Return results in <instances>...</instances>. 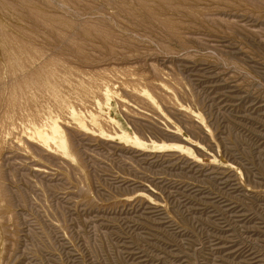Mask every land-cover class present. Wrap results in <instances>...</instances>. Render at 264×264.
Returning a JSON list of instances; mask_svg holds the SVG:
<instances>
[{"label": "rangeland", "instance_id": "374dc122", "mask_svg": "<svg viewBox=\"0 0 264 264\" xmlns=\"http://www.w3.org/2000/svg\"><path fill=\"white\" fill-rule=\"evenodd\" d=\"M0 264H264V0H0Z\"/></svg>", "mask_w": 264, "mask_h": 264}, {"label": "bare ground", "instance_id": "6f19581e", "mask_svg": "<svg viewBox=\"0 0 264 264\" xmlns=\"http://www.w3.org/2000/svg\"><path fill=\"white\" fill-rule=\"evenodd\" d=\"M16 55V54H15ZM17 57V56H16ZM14 61V60H13ZM54 75V74H53ZM45 76V75H44ZM47 78V77H46ZM46 78H44V79H46ZM54 79V78H53ZM51 80V79H50ZM41 81V80H40ZM48 81V80H47ZM35 82V81H34ZM51 82V81H50ZM53 82V81H52ZM23 84V83H22ZM21 84V85H22ZM44 84V83H43ZM106 84V83H105ZM104 84V86H106ZM30 86V85H29ZM19 87H21V86H19ZM34 87H35V85H34ZM42 87V86H41ZM107 87V86H106ZM105 87V88H106ZM36 89V88H35ZM40 89V88H39ZM46 89H48V90H46V91H48L49 92V96H50V98H52L53 97V99H54V101H55V103H56V105H58V104H61V103H63L64 101H65V99H63L61 96H60V94L57 92V88H56V85H54V84H51L50 86H49V88H46ZM73 89V88H72ZM16 90V89H15ZM28 90V89H27ZM30 91V90H29ZM105 92H108L107 90H104ZM31 92V91H30ZM40 92V91H39ZM17 93V92H16ZM15 94V93H14ZM18 94V93H17ZM21 94H23V96H24V92L22 93L21 92ZM29 94V93H28ZM40 94V93H39ZM35 93L33 94H30V95H28L27 96V98H24V99H26L25 101H26V103H25V101H23L22 102V100L21 99H19V100H21V102H22V104H23V107H21L22 105H20V107L22 108V110L23 111H25L26 112V114H24L23 116L25 117V118H22V119H25L26 120V122H27V126L29 127L28 128V130H30L29 131V133H28V138L30 137V139H33V140H35V141H37V142H39L40 144H42V145H45L47 148H49V149H52V150H54L55 152H61L62 154L65 152V150H66V147H67V142H65V136H64V134L65 133H63V131H62V129L59 127V125H58V123L54 120V118L53 117H51V118H47V119H44L43 118V120H41L40 119V117L41 116H39L38 114H39V111L42 109H37V112L38 113H36L35 112V110H34V112L33 111H30V108H32V107H29L28 108V106H26V105H29L32 101H33V99H35ZM42 95V94H41ZM47 96V93H45V94H43V96L42 97H44V96ZM111 95V94H110ZM18 96H19V94H18ZM56 96V97H55ZM20 97V96H19ZM25 97V96H24ZM42 97H40V98H42ZM16 98V97H15ZM18 98V97H17ZM21 98V97H20ZM40 98H38V99H40ZM9 100H10V98H9ZM12 100V99H11ZM36 100V99H35ZM17 101H18V99H17ZM27 101H28V104H27ZM9 102V101H8ZM20 102V101H19ZM34 102V101H33ZM52 102V101H51ZM33 104V103H32ZM18 105V104H17ZM7 106H8V104H7ZM31 106V105H30ZM35 106H37V105H35V103H34V107ZM50 106H51V104H50ZM59 106V105H58ZM9 107V106H8ZM20 107H18V109H19V111H20ZM33 107V108H34ZM42 107V106H41ZM26 108H28V110H24V109ZM32 108V109H33ZM44 109H45V106L43 107ZM9 109V108H8ZM13 109V108H12ZM17 109V110H18ZM31 109V110H32ZM56 109V108H55ZM39 110V111H38ZM9 111V110H8ZM13 111V110H12ZM43 112V111H42ZM10 113V112H9ZM22 113V112H21ZM71 114H73V117H74V119L76 120V126H77V128H79V129H85L86 128V125H85V123H83V121H82V119L77 115V114H75L74 113V111L72 110L71 112H70ZM6 114H7V112H6ZM9 115V114H8ZM40 115H41V113H40ZM4 116H6V117H8L7 115H4ZM5 117V119H7ZM22 117V116H21ZM10 118V117H9ZM8 118V119H9ZM56 118V117H55ZM38 119H39V121H38ZM13 122H14V120H13ZM98 123H99V121L97 120V118H96V116H92L91 117V120H90V124L93 126V127H95V126H97L98 125ZM40 125V126H39ZM75 126V127H76ZM5 128V127H4ZM25 129V128H24ZM104 129V128H103ZM64 130V129H63ZM97 132V131H96ZM26 133V132H25ZM43 148V147H42ZM44 149V148H43ZM69 149V148H68ZM54 151H52V152H54ZM55 152H54V154H55ZM61 154V155H62ZM66 154V153H65ZM65 154L63 155V156H65ZM59 155V154H58ZM69 156V155H68Z\"/></svg>", "mask_w": 264, "mask_h": 264}]
</instances>
